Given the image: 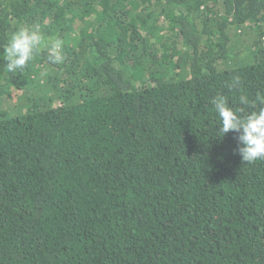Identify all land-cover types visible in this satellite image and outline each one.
I'll list each match as a JSON object with an SVG mask.
<instances>
[{
  "label": "trees",
  "instance_id": "trees-1",
  "mask_svg": "<svg viewBox=\"0 0 264 264\" xmlns=\"http://www.w3.org/2000/svg\"><path fill=\"white\" fill-rule=\"evenodd\" d=\"M37 24L63 62L9 73ZM241 92L264 0H0V264H264V160L211 104Z\"/></svg>",
  "mask_w": 264,
  "mask_h": 264
},
{
  "label": "clouds",
  "instance_id": "clouds-1",
  "mask_svg": "<svg viewBox=\"0 0 264 264\" xmlns=\"http://www.w3.org/2000/svg\"><path fill=\"white\" fill-rule=\"evenodd\" d=\"M63 47L61 38L45 37L40 25H20L3 45L2 58L6 61V70L15 73L23 70L29 61L42 52L46 53L49 63H62ZM240 86L241 79L235 76L228 88L239 90ZM238 102L240 107L230 105L229 98L222 94L211 99L219 121V136L223 137L230 131L240 133L236 151L244 162L252 164L264 160V93L257 92L253 99L241 92Z\"/></svg>",
  "mask_w": 264,
  "mask_h": 264
}]
</instances>
